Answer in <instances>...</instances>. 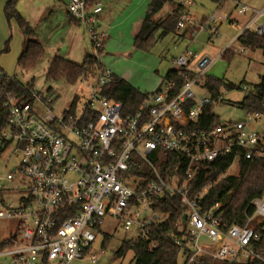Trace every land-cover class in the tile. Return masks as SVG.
Masks as SVG:
<instances>
[{"label": "built area", "instance_id": "1", "mask_svg": "<svg viewBox=\"0 0 264 264\" xmlns=\"http://www.w3.org/2000/svg\"><path fill=\"white\" fill-rule=\"evenodd\" d=\"M103 10L102 2L89 7L87 0H69L68 13L85 27L97 59L108 39L97 29ZM252 12L255 18L245 31L261 36L264 24L256 20L264 10L240 3V15ZM220 24L212 18L196 25L187 12L178 29L197 26L217 37ZM222 54L210 59L185 52L174 58L172 70L183 85L164 80L132 113L104 94L114 74L103 65L78 82L89 91L87 99L76 95L75 110L70 106L60 116L51 96L34 90L27 99L5 92L0 75V100L8 111L0 157L10 149V158L20 162L0 176V221L14 223L17 234L0 256L12 264H97L106 254V238L112 237L105 230L108 220L114 232L121 228L134 236L129 242H148L155 249L154 230L172 216L168 203L178 200L184 219L176 224L174 240L183 249V264L264 263V196L251 202L254 211L249 215L247 208L243 225L231 226L224 222L220 203L204 209L201 195L190 197V183L201 166L223 155L235 161L264 157V129L250 127L261 113L248 112L251 122H200L213 101L207 75ZM198 90L210 98L200 97Z\"/></svg>", "mask_w": 264, "mask_h": 264}, {"label": "rangeland", "instance_id": "2", "mask_svg": "<svg viewBox=\"0 0 264 264\" xmlns=\"http://www.w3.org/2000/svg\"><path fill=\"white\" fill-rule=\"evenodd\" d=\"M243 4L259 11L264 7V0H244ZM178 5H183L187 8L192 22L196 23V25L206 24L212 18H216L217 23H221L218 36H213L208 29L198 31L195 37L191 36V32H188V36L183 39L176 37V34L170 33L160 39L161 32H159L156 35V44L152 48L149 50L135 49L133 47L134 31L138 23L129 29L128 24L133 21L134 16L129 11L126 13L119 11L118 18L120 19L118 22L114 20L116 22L114 35L110 31L111 25L108 28H102L99 19L98 31L108 35L102 55H100L102 65L120 78L127 77L130 79V84L141 93L154 94L163 84L169 71L172 70L174 58L181 56L185 52H191L210 59L218 57L229 46L231 41L237 39L244 28V23L252 15V13L239 15L237 11H234L233 2L222 4L216 0H169L164 9L157 15L156 20L164 21L170 18L171 14H175L174 7ZM141 11H143L142 15L144 16L147 12V6L142 8ZM232 11V18L227 19ZM232 19H236L239 26L231 22ZM137 21L139 20L137 19ZM263 22L264 18L260 20L259 24H263ZM255 27L253 26L252 28L255 29ZM197 28L196 26L193 29L197 30ZM62 43V41H59V48L55 50L50 48L55 46H46L47 57L35 68L22 70L18 65H15L13 66L14 71L9 74V76L14 77L24 85H33L38 93L44 96H51L55 100L52 109L58 116L69 110L76 95L83 97V101L89 96V91L84 90L82 84L71 85L65 81L56 82L47 80L50 63L55 57L54 51H57L62 57H66L65 55H67V52L61 48ZM86 49L85 56L93 54L92 43L87 39ZM230 49L235 54L221 57L207 75L211 81L227 82L234 86V90L225 88L221 90L222 100L215 104L213 113L219 120L251 122V116L239 104L246 95L256 93V87L264 76V55L259 50H246L244 53H241L242 49L237 41L233 43ZM91 83H94V81ZM198 92L200 97L210 98V94L206 90H198ZM36 109L38 112L44 113L43 108L40 106H36ZM250 127L257 131L264 129V115L258 122L251 123ZM10 156L11 150L9 149L0 157V176H5L14 167L19 165V160L10 158ZM238 172L239 165L238 160H236L226 175L221 177L220 180H223L228 175H237ZM113 226V221H106L105 230L112 237L108 246L104 248L106 252L105 256L97 264H131L134 257L132 251H129L121 259L116 257V252L119 251L124 242L130 241L134 236L129 232L123 231L121 228L114 232ZM14 232V223L0 221V244L9 240ZM100 247L101 239L96 244V248L100 249ZM9 262V258L0 256V264H9Z\"/></svg>", "mask_w": 264, "mask_h": 264}, {"label": "trees", "instance_id": "3", "mask_svg": "<svg viewBox=\"0 0 264 264\" xmlns=\"http://www.w3.org/2000/svg\"><path fill=\"white\" fill-rule=\"evenodd\" d=\"M103 0H87V5L93 7ZM169 0H151L146 16L144 17L139 31L134 39V47L139 50H149L156 44V35L161 32L160 39L168 34H178V24L181 15L184 13V6L178 5L175 14L170 18L161 21L156 20L157 15L164 9ZM18 0H10L5 8V15L9 20H15L20 26L25 36V45L21 57L18 60V67L22 70H30L38 66L46 59L44 47L34 40L36 32L32 25L20 14L17 9ZM182 35L187 36L188 29L182 31ZM195 33V32H194ZM193 37V34H191ZM240 47L244 52L262 51L264 55V34L257 35L252 30L245 31L238 39ZM100 55L103 49L100 51ZM228 54L234 55L231 50H226L221 57ZM102 66L101 59L92 55L87 56L82 64H76L67 59L57 56L51 63L47 73L48 81H65L71 85H76L80 79L90 74H95L97 69ZM3 89L5 92L30 98L31 92L35 90L33 85H24L14 77L0 73ZM165 80H174L180 88L185 80L179 78L175 71L170 70ZM206 87L212 96V104L206 108V112L201 119L203 125L214 126L219 123V118L213 113L214 106L220 102L223 88L234 90V86L227 82L211 81L207 78ZM104 94L125 105V111L132 113L138 110L140 104L150 95L143 94L133 87L125 79L119 76H113V80L105 88ZM0 100V132L6 127L8 121V111L2 105ZM78 104V97L75 96L71 107L75 110ZM241 108L251 113H261L264 115V76L260 84L256 87L255 94H248L239 104ZM235 162L233 155H223L216 162L210 165H203L198 170L195 177L190 183V197L196 198L202 196L200 204L202 208L209 209L216 203L221 204V211L224 213V222L228 226L238 224L243 225L246 221V210L252 214L254 208L251 202L256 198L264 196V157L257 160H247L240 158L238 160L239 172L237 175H228L223 180L227 171ZM185 166L182 167L183 174ZM171 208L174 210L172 216L162 225L157 226L154 230V237L158 243L157 248L152 249L148 242L144 241H126L116 252L119 259L126 256L129 251L134 254L131 264H183V249L179 247L174 235L178 233L176 224L184 219V210L180 209V201H174ZM17 239V234H12L9 240L0 244V250L12 247ZM111 237L106 238L105 246L107 247ZM233 264H264L257 261L237 262Z\"/></svg>", "mask_w": 264, "mask_h": 264}, {"label": "crops", "instance_id": "4", "mask_svg": "<svg viewBox=\"0 0 264 264\" xmlns=\"http://www.w3.org/2000/svg\"><path fill=\"white\" fill-rule=\"evenodd\" d=\"M9 1L10 0H0V73L7 75L11 74L14 71L13 66L18 65V60L23 53L26 40L18 23L14 19L9 20L5 15V8ZM150 2V0H103L102 3L104 10L99 17L102 28H108L111 25L110 31L113 32L114 35L115 24L120 19L118 18L119 11H122V13H126L127 11H129V13L134 16L133 21L128 24L129 29L134 24H140L139 26L137 25L135 27V39L143 21L142 19H144V17L146 16V14L144 16L142 15L143 11L141 10L142 8L147 6L148 11ZM229 2L234 3V11H237L238 13L239 5L240 3L243 4L244 0H233ZM68 5L69 0H18L17 9L20 14L34 28L36 32V37L34 38V40L39 42L44 47L46 57V46H55L50 47L51 49L55 50L59 48V41H62L63 43L61 45V48L64 49L65 52H67V55H65L66 57H62L61 55H59V53H57V51H54V59L59 55V57L67 59L76 64H82L87 56L92 55H84L87 50L86 39L88 41H90V39L87 31L85 30V27L69 15ZM174 9H176V7H174ZM174 9L172 10V13ZM262 10H264V7L259 10V12ZM187 11V8L184 6V13H187ZM232 14L233 11L230 12L229 19L232 18ZM255 15L256 13L252 12L249 20L244 23V28L241 30L240 35L237 37V39L246 30V26L248 25L250 20L255 18ZM263 18L264 13H262L257 18V25L264 24V22L263 24H259L260 20ZM137 19L139 21L136 22ZM114 20L117 21L114 22ZM231 22L236 23V26H239V23L236 19H232ZM194 27L196 26H187L188 32H191L190 34H193V37H195V35L199 31L198 28L197 30H194ZM182 33L183 32H179L178 34H176V37L182 39L185 38L186 36L182 35ZM123 79H125L127 82H129L130 80L127 77H124ZM9 264L12 263L9 262Z\"/></svg>", "mask_w": 264, "mask_h": 264}]
</instances>
